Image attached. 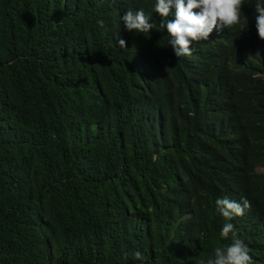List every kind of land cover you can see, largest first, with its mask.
<instances>
[{"label": "trees", "instance_id": "1", "mask_svg": "<svg viewBox=\"0 0 264 264\" xmlns=\"http://www.w3.org/2000/svg\"><path fill=\"white\" fill-rule=\"evenodd\" d=\"M155 5L0 0V264H199L231 243L218 198L264 202V59L238 65L240 91L211 88ZM141 9L157 26L128 31Z\"/></svg>", "mask_w": 264, "mask_h": 264}, {"label": "clouds", "instance_id": "2", "mask_svg": "<svg viewBox=\"0 0 264 264\" xmlns=\"http://www.w3.org/2000/svg\"><path fill=\"white\" fill-rule=\"evenodd\" d=\"M175 9L174 20H166L170 9ZM198 9L197 11H193ZM155 12L162 18L160 28H166L177 58L188 59L192 55L207 62V69L214 78L213 87L221 86L228 94L240 91L243 86L238 80L244 75L238 70L239 64L253 65L264 59V2L257 0L250 6L246 0H156ZM128 31L149 33L157 25L150 23V18L143 9L128 10L122 16ZM97 24L104 27V21ZM207 43L195 50L193 42ZM118 46L126 47V41L118 40ZM164 68V67H162ZM188 79V77H187ZM204 89L203 82L198 79L193 90ZM263 172L264 168H258ZM226 178L217 177L218 185ZM232 194L231 200L223 197L216 200V209L222 221L221 235L231 238L226 247H216L213 256L200 260L199 264H264V202L249 198L245 190ZM221 214V215H220ZM241 225L250 229V243L259 240L257 255L252 256L249 243L242 240L236 230ZM250 222L246 224L247 222ZM247 244H245V243ZM134 259L144 264L146 257L140 252L131 253Z\"/></svg>", "mask_w": 264, "mask_h": 264}]
</instances>
